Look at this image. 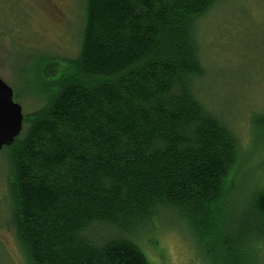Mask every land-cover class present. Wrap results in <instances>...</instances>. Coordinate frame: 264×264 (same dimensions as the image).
Returning a JSON list of instances; mask_svg holds the SVG:
<instances>
[{"label":"trees","instance_id":"16d2710c","mask_svg":"<svg viewBox=\"0 0 264 264\" xmlns=\"http://www.w3.org/2000/svg\"><path fill=\"white\" fill-rule=\"evenodd\" d=\"M220 1L83 0L77 55L40 60L41 106L0 152L25 264H150L137 239L164 212L211 264H259L264 184L233 223L240 145L194 90L197 23Z\"/></svg>","mask_w":264,"mask_h":264},{"label":"rangeland","instance_id":"374dc122","mask_svg":"<svg viewBox=\"0 0 264 264\" xmlns=\"http://www.w3.org/2000/svg\"><path fill=\"white\" fill-rule=\"evenodd\" d=\"M83 0H0V77L14 91L24 115L41 106L35 97L36 70L44 57L77 55ZM31 10V11H30ZM33 13V14H32ZM8 32V33H7ZM205 75L194 84L203 106L236 136L241 161L234 175L230 215L238 224L264 184V135L253 115L264 114V0H222L197 23ZM10 197L0 159V264H25L9 227ZM137 243L150 264H211L203 245L180 219L164 212ZM264 264V247L260 262Z\"/></svg>","mask_w":264,"mask_h":264},{"label":"water","instance_id":"95a60500","mask_svg":"<svg viewBox=\"0 0 264 264\" xmlns=\"http://www.w3.org/2000/svg\"><path fill=\"white\" fill-rule=\"evenodd\" d=\"M23 108L13 89L0 77V152L20 137L24 128Z\"/></svg>","mask_w":264,"mask_h":264}]
</instances>
